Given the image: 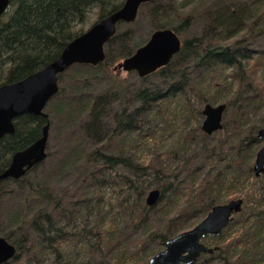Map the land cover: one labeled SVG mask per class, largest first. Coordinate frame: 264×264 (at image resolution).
I'll list each match as a JSON object with an SVG mask.
<instances>
[{
  "label": "trees",
  "instance_id": "1",
  "mask_svg": "<svg viewBox=\"0 0 264 264\" xmlns=\"http://www.w3.org/2000/svg\"><path fill=\"white\" fill-rule=\"evenodd\" d=\"M124 1L12 0L9 11L0 20V86L24 79L57 59L72 39L86 31L82 26L92 10L98 11L97 22L122 7ZM141 8L145 9L151 20L153 32L172 28L178 36H185L192 22L199 19L204 23V35L181 38V51L170 64L153 73L162 79L159 85L149 87L148 79L144 77L141 78L143 85L132 91L130 85L115 74L113 67L120 59L135 53L140 45H133L135 37L132 29L119 31L118 28L115 36L105 45L106 57L103 63L97 66L75 64L61 74L59 84L63 82L66 86H60V91L47 105L54 113L47 114V118L30 114L15 119L16 132L0 138V173L10 166L15 152L30 146L41 137L42 128L48 121L51 127L55 115H64L68 122L79 121V128H82L84 135H92L96 139L97 149L88 152L84 160L92 166L98 162L100 165L88 172L81 185L73 191L67 188L62 194H54L50 185L45 183L28 181V172L20 180H12L20 183L23 192L24 187L27 188L31 199L28 196L23 207L9 212L6 226L1 223L0 210V237L3 236L17 249L14 259L4 264H45V256L50 252L55 256L54 264H69L72 262L66 259V249L55 245L69 240L84 242V239L90 240V237L97 241L88 250L100 253L104 259L114 251L118 252V258L122 257L127 249L121 248L125 241L122 239L123 234L104 230L103 223L90 229L83 227L72 231L58 225L62 224L63 219L79 218L81 211L88 208L91 201L101 199L98 189L100 185L112 184L110 172H115L116 178H123L136 202V212L131 215L130 225L134 226L136 219L145 222L151 212L161 207V201L174 189L175 182L170 180L173 174H168L159 156L148 164L137 163L133 157H127L125 142L145 130V124L149 123L147 118L154 112L163 115L164 108L173 104L166 106L165 102L173 98L183 99L187 89H192L205 73L232 68L235 71L232 77L239 80L235 97L224 103L227 107L222 129L218 133H225L226 137L206 144L203 156L210 166V174L199 182L195 191L188 194L186 205L169 220L167 228L148 234L146 241L159 239L165 246L168 239L189 230L205 218L214 206L225 203L227 200L222 197L221 190L227 172H235L232 177L236 182L242 180L243 175L246 178L255 176L253 159L263 147H260L263 139L258 134L264 124L249 125L250 121H244L245 109L251 107L258 95H245L243 87H252L253 91H259L261 97L264 95V88L253 86L250 80V74L264 64V45L260 44L257 49L250 48L264 34V0H182L181 3L179 0H153ZM176 20L180 22L179 26L174 25L173 21ZM98 74L112 80L114 85L104 92L92 91L91 82ZM125 95L128 97L127 105L120 113L114 114L112 128L105 120L110 116L112 101ZM212 101L217 102L216 98ZM136 102L140 105H136ZM259 106L260 103L254 109ZM196 131L204 140L209 138L202 126L197 127ZM187 148H178L174 155L173 152L169 153L180 160V168H187L192 163V157L181 154ZM231 149L233 152L228 155L226 150ZM226 161L227 164L222 165ZM117 168L133 173L134 178L122 174L123 171ZM150 175L155 178V189L161 191V197L153 207L146 202V196L155 189H151L148 186L151 184H146L145 180L136 184L137 179ZM178 175L174 174L175 178ZM7 182L0 183V197L13 193L4 187ZM262 196L264 198V188L260 199ZM246 199L247 207L242 209L241 214L246 213L245 221L250 224L242 231V236L250 240L247 247L256 249L264 243V200L249 199V196ZM126 200L130 201L129 198ZM252 200H256L255 206L250 205ZM132 210L133 206L130 205L129 211ZM222 235L216 237L221 239ZM207 238L203 240L204 243ZM137 245L135 243L132 247ZM228 248L219 247V250L213 252L217 253L222 264H258L252 253L233 263L226 255Z\"/></svg>",
  "mask_w": 264,
  "mask_h": 264
},
{
  "label": "rangeland",
  "instance_id": "2",
  "mask_svg": "<svg viewBox=\"0 0 264 264\" xmlns=\"http://www.w3.org/2000/svg\"><path fill=\"white\" fill-rule=\"evenodd\" d=\"M182 0H179L181 3ZM145 9L141 8L138 12L136 21L133 23L120 24L119 31H126L132 29L134 32L135 40L133 45H144L150 35L153 32V26L148 15H146ZM96 9L92 10L89 15V19L82 26L83 29L88 30L92 24L97 20ZM174 25H180L179 21H173ZM204 23L199 19H195L192 22V26L184 33L185 36L181 38H193L195 36H203ZM255 43L251 44V49H257L262 44L264 45V34L257 38ZM122 61L120 59L116 63ZM232 68H227L225 71L217 70L216 72L205 73L202 80H199L192 89H187V94L183 99H170L165 102L166 106L169 103H173L170 107L164 108V113L155 114V112L147 118L148 124H145V130L138 136L134 135L131 140L127 139L126 152L127 157H133L137 163L148 164L159 156L168 169L170 180L175 182L174 189L167 193L166 199L161 201L156 211L151 212L150 216L142 222V219H136L134 226L130 225L131 215L136 212V202L132 198L131 193L128 191V185L124 182L123 178H116L115 172L111 173L112 184L100 185L98 193L101 196L99 201L93 200L89 204L88 208H84L81 211L79 218L63 219L62 224L59 227H63L66 230H79L83 227L90 229L97 224H102L104 230L117 232L122 235L124 241L121 248L125 249L124 255L119 257L118 252L108 254L107 259H104L100 253H94L91 249V245H94L97 241L95 238H88L90 240L60 242L56 247L66 249L65 254L69 264H147L150 259L163 250L165 247L161 244L160 240L152 239L147 240V235L150 233H157L162 229L167 228L169 220L178 211L184 207L187 203L188 194L195 191L199 186V182L207 177L210 173V166L204 161L203 151L207 143H213L219 140L220 137L225 138V133H212L207 140H204L202 136L196 131L197 127L203 125L204 115L199 113L209 101L212 105H218L220 103H227L229 100L235 97V94L239 87V80L232 77L234 74ZM120 79H124L131 90H137L143 85L141 77L136 72H115ZM150 85H159L161 78L157 74H150L146 77ZM250 80L253 82V86L264 88V64H261L255 71L250 74ZM59 84L62 86H66ZM112 80L104 75L98 74V76L91 82V90L96 92H104L113 86ZM256 87V88H258ZM195 88V89H194ZM245 95L249 96L250 93L257 94L256 101L245 109L244 121H250L249 125H263L264 124V95H259V91H253L252 87H243ZM217 102L212 101V99ZM128 97L125 95L122 98H118L112 101L111 109L109 111L110 116H107L106 124L110 127H114V114L120 113L121 109L126 106ZM260 106L258 109L254 107ZM136 105H140L138 102ZM46 113H54L51 108L46 106ZM62 113V112H61ZM108 115V114H107ZM51 121L49 144H48V157L42 162V164L35 166L26 174V178L30 182H36L40 184L50 185L54 194H62L64 190L70 188L73 191L77 186L81 185V181L88 174L93 167H98L100 162L95 163L94 166L85 161V157L88 152L97 149L98 142L92 135H84L82 128H79V121L68 122V118L64 115H55ZM226 123V120H224ZM108 130V129H105ZM150 132V133H149ZM112 131H110V134ZM197 135H195V134ZM151 134V135H150ZM109 137V133H108ZM228 139V138H227ZM188 146L187 151L181 152L185 156L192 157V163L187 168H180L181 162L179 159L174 158V152L178 148ZM264 146V138L260 147ZM173 152V155H169ZM231 150H226L228 155L232 154ZM255 157L253 159V162ZM227 164V161L222 164ZM178 166V167H177ZM119 168H117L118 170ZM119 171H123L120 170ZM179 173L177 178L174 174ZM192 173V174H191ZM122 174H126L130 178H134L133 173L129 171H123ZM191 174V175H190ZM233 174L234 171L227 172L225 177V183L222 186V197L228 203L229 201L241 198L244 200L243 210L247 207L246 197L249 199H260L264 188V174L259 177L246 178L242 176V180L235 181ZM109 175H107V178ZM259 178V179H257ZM14 179L8 180L4 185L6 190L13 191L11 195H3L0 197V210L2 214V225L8 224V214L15 208L23 207L25 201H28L29 191L24 187V192L21 190L20 183L13 182ZM143 180L150 186L151 189H155V178L145 176L137 179V183H141ZM255 192L256 196H255ZM260 192V194H258ZM149 193H147L148 195ZM255 196V198H253ZM30 197V196H29ZM147 197V196H146ZM221 197V198H222ZM126 200V199H128ZM31 199V197H30ZM264 200L263 196L260 199ZM222 203V204H225ZM256 200H252L250 205L255 206ZM130 205L133 206V210H130ZM128 208V209H127ZM131 213V214H129ZM245 214H235L230 226L223 232V237L218 239L216 236L208 237L205 243L211 247L213 246H228L226 255L236 262L240 257L246 258L248 255L253 254L257 259L258 264H264V243L261 246H257L256 249H251L248 246V238L242 236L245 227L250 224L245 221ZM103 219V220H102ZM102 220V221H101ZM197 221V220H196ZM195 221V222H196ZM201 222V221H200ZM199 223V222H198ZM197 223V224H198ZM196 224V225H197ZM194 227V226H193ZM76 228V229H75ZM192 228V227H190ZM190 230V229H189ZM146 241V242H145ZM144 242V243H143ZM138 245L132 247V245ZM140 244H143L142 246ZM129 246L132 248L129 249ZM93 254H92V253ZM91 253V254H90ZM217 253L213 256L209 254H202V257L196 262V264H222V260L218 259ZM45 264H54L55 256L52 252L47 253L45 256ZM148 261V262H147Z\"/></svg>",
  "mask_w": 264,
  "mask_h": 264
},
{
  "label": "water",
  "instance_id": "3",
  "mask_svg": "<svg viewBox=\"0 0 264 264\" xmlns=\"http://www.w3.org/2000/svg\"><path fill=\"white\" fill-rule=\"evenodd\" d=\"M153 0H125L123 6L108 14L72 41L62 50L60 56L50 64L31 73L15 83L0 86V138L14 134L15 119L23 115L47 118L46 106L60 91L59 77L75 64L97 66L106 57L105 45L115 36L120 24L136 21L140 8ZM12 0H0V20L9 11ZM182 49V39L172 29L154 31L148 41L138 50L114 67V72H136L141 78L158 71L171 63ZM226 104L207 103L202 130L211 135L222 129ZM42 135L30 146L15 152L10 166L0 173V183L10 179L20 180L33 167L42 164L48 157L50 122L42 128ZM258 137L264 138V127ZM254 174H264V146L256 153ZM161 197L158 189L150 191L146 202L156 206ZM244 201L236 198L228 203L216 205L197 225L180 232L165 243V248L155 254L147 264H194L202 254H213L219 246L210 247L203 240L207 237L221 236L233 220L241 213ZM17 255L16 246L0 237V264L13 260ZM247 264H251L248 263Z\"/></svg>",
  "mask_w": 264,
  "mask_h": 264
}]
</instances>
